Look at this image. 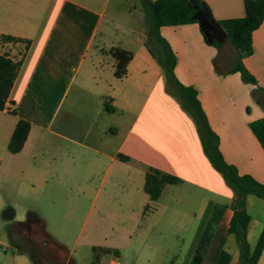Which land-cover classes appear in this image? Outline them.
I'll return each mask as SVG.
<instances>
[{
  "label": "crops",
  "instance_id": "crops-1",
  "mask_svg": "<svg viewBox=\"0 0 264 264\" xmlns=\"http://www.w3.org/2000/svg\"><path fill=\"white\" fill-rule=\"evenodd\" d=\"M201 1L209 7L217 21L244 15L243 0ZM110 2L111 0H0V33L29 40L27 45L21 41H15L14 45H9L10 41L0 43V51H8L13 57L21 59L5 107L0 110V142L3 145L0 167L5 164L6 159L10 161L8 170L15 173H23V170L30 169L28 167H34L31 172L33 180L45 181L46 173L36 167L35 161L44 152L40 145L44 141L45 132H50L57 139L62 138L85 148L86 181L91 179L92 171L98 165H105L103 179L112 167L117 168V175L122 165L137 171L135 166H131V162L139 163L144 175L147 168L153 167L178 176L176 170L138 158L134 153L135 138L139 137L142 129L151 131L148 128L153 120L148 114L141 119L140 114L145 107H153L155 102L150 99L151 96L154 93L163 94L169 83H164L168 79L144 40L140 41L137 48L128 49L133 54L127 63L126 74L122 77L115 75V58L107 52L102 53L98 48L99 44H105L103 31L104 25L106 27L108 23L106 11ZM180 25L188 26L200 42L196 27H200L198 21L163 25L160 33L165 26ZM200 30L202 31L201 27ZM161 35L163 36L162 33ZM215 40L219 42V46L207 42L215 48L212 56L202 57L200 53L186 49L187 41H178V48H175L169 39L176 55L175 75L181 83L197 90L208 123L219 138V148L224 159L235 165L240 174H250L264 184V149L249 126L250 121L264 115V95L260 94L259 100L252 96L257 84L264 87V18L252 32V54L243 58L245 66L256 77L257 84L244 81L239 71L230 70L231 66L217 65L218 54L224 47L234 50L235 59L237 50L226 32H219ZM116 46L120 45L108 44V47ZM105 56L111 59L107 60ZM69 94L70 98L67 100ZM75 103L84 105L82 119L85 121V134L78 138L67 135L61 127V123L71 122V106ZM12 109L14 113L10 112ZM77 109L81 110V107L78 106ZM18 119L27 120L30 128L22 149L12 153L7 144ZM99 119L105 124L99 125ZM195 126L197 132V125ZM132 138L135 139L133 143L130 141ZM199 145L202 148L200 137ZM58 148H53L51 163H57V169H74V151L78 149H74L72 145L70 148ZM121 155L127 157L122 158ZM215 170L217 171L216 168ZM168 185L163 186L161 195ZM248 195L245 197V206ZM236 196L235 192L224 204L229 205ZM214 206L215 201L208 199L201 207L198 217L200 221L179 264H191L193 261L195 249ZM145 212L144 210V214ZM132 213L137 217L135 212ZM232 213L229 206L222 211L199 264H240L239 246L234 236L228 233ZM170 214L184 217L188 213L177 211ZM29 216L39 217L35 212H31ZM252 221L250 215L247 239ZM40 222L42 223L41 220ZM41 232L46 233L44 227ZM129 233L131 239L132 231ZM259 234L257 233L258 236ZM58 244L61 262L54 263L43 258L41 264H77L75 251ZM131 245V241L115 244L111 247L114 256L106 260L102 255L98 264H107L114 257L119 264H175L173 259L165 260L168 251L158 247L159 245H153V248L159 250V254L154 257L152 251V254L145 255V259L142 258V250ZM129 249H132L133 255L131 262L127 259ZM194 263L196 264L195 260ZM257 264H264V247Z\"/></svg>",
  "mask_w": 264,
  "mask_h": 264
},
{
  "label": "rangeland",
  "instance_id": "rangeland-1",
  "mask_svg": "<svg viewBox=\"0 0 264 264\" xmlns=\"http://www.w3.org/2000/svg\"><path fill=\"white\" fill-rule=\"evenodd\" d=\"M145 14L139 0H111L106 11L108 23L103 31L106 45L99 44L95 48L111 54L113 47H108L109 43L119 44L118 48L128 50L137 48L141 40L156 48V41L149 36ZM196 27L200 42L186 25L165 26L161 33L173 42L175 48H178V41L185 40L189 51H196L202 57L212 56L214 46L207 43L199 25ZM8 44L14 45V42ZM105 59L111 58L105 56ZM234 59V50L224 47L218 54L217 65L231 66ZM164 83H169L167 89L164 88L161 95L154 93L150 98L155 102L153 107H145L140 114V118L148 114L153 119L148 128L152 132L142 129L139 137L130 141L133 143L135 140L133 150L138 158L176 170L181 182L169 184L159 200L144 214L148 195L144 190L145 175L139 163L131 162L137 171L122 165L118 175L115 171L117 168L112 167L105 179V165H98L92 171L91 179L86 181L85 148L45 132L40 145L44 152L35 161L36 167L46 173L45 181L33 180L31 172L34 167H28L30 169L23 170V173H15L8 170V159L0 167V214L6 206H10L14 209L12 220L21 222L14 227L11 220H4L0 215V264H41L43 258L54 263L61 262L58 243L75 251L77 264H98L102 255L106 260L114 256L111 247L115 244L129 241L132 247L142 250L143 259L152 251L154 257L157 256L159 250L153 245H159L168 251L166 261L170 258L175 260V264L181 263L200 221L201 207L208 199H213L215 205H222L230 200L235 191L205 156L199 145L200 134H197L198 130L196 132L195 119L184 109L175 87L171 82ZM69 98L70 94L67 100ZM78 106L81 110L77 109ZM82 116L84 105H72L71 122L61 123L67 135L78 138L85 134ZM101 124L105 122L99 119ZM71 145L78 149L74 151V169H57V163H51L53 148H70ZM2 148L0 142V152ZM214 207L202 234L211 220ZM246 210L253 219L247 239L253 248L257 233L264 227V199L249 194ZM177 211L188 214L184 217L170 214ZM31 212L39 216L43 225L38 218L29 216ZM27 220L40 231L38 237L32 240L21 232L26 229L23 223ZM212 225L213 234L215 226ZM40 227H44L47 234L42 233ZM131 254L132 249H129L128 262L133 260ZM191 264H195L194 256Z\"/></svg>",
  "mask_w": 264,
  "mask_h": 264
},
{
  "label": "trees",
  "instance_id": "trees-1",
  "mask_svg": "<svg viewBox=\"0 0 264 264\" xmlns=\"http://www.w3.org/2000/svg\"><path fill=\"white\" fill-rule=\"evenodd\" d=\"M139 1L146 13L149 36L157 43L156 48H152L150 44H146V46L157 63L162 67L168 81L175 87L183 107L195 119L205 156L214 168L222 174L227 184L237 193V196L229 205H215L211 220H209L199 245L195 249L194 260L196 264L200 263L202 254L212 236V224L216 226L222 211L229 206L233 213L229 222L228 233L234 236L239 246L240 264H257L264 247V227L257 238L254 248L251 249L246 236L250 215L246 210L245 197L247 194H254L264 199V184L250 174H240L235 165L228 163L224 159L219 148V138L208 123L205 111L198 99L197 90L193 86L185 85L177 79L174 72L176 55L168 40L160 33V27L163 25L194 22L195 20L192 19L194 9L190 6L188 0ZM243 5L244 15L242 17L220 19L218 22L237 50L236 59L230 70L239 71L244 81L257 84L256 77L245 66L243 58L253 52L252 32L261 24L264 18V0H243ZM6 41H21L25 45L29 43L28 39L0 33V43ZM213 44L215 46L220 45L215 39ZM111 54L116 61L115 75L117 77L124 76L127 72V63L133 54L132 51L116 46L113 47ZM20 64V58L13 57L8 51H0V110L5 107ZM260 94L264 95V87L257 84L256 88L253 89V96L256 100H259ZM10 112L14 113L15 111L12 109ZM249 126L264 149V115L250 121ZM29 128L30 123L27 120L18 119L7 144L10 152L16 153L22 149ZM121 157L126 158L127 156L121 155ZM179 182H181L179 176L150 167L145 173L144 190L149 195V202L145 205L144 210L150 209L152 204L158 200L165 184ZM32 256L37 259L34 253H32Z\"/></svg>",
  "mask_w": 264,
  "mask_h": 264
},
{
  "label": "water",
  "instance_id": "water-1",
  "mask_svg": "<svg viewBox=\"0 0 264 264\" xmlns=\"http://www.w3.org/2000/svg\"><path fill=\"white\" fill-rule=\"evenodd\" d=\"M190 6L194 9L192 19L198 21L207 42L212 43L217 35L214 34V28L221 33H225L219 22L213 17L209 7L201 0H188ZM1 217L4 220H12L14 209L6 206L1 211Z\"/></svg>",
  "mask_w": 264,
  "mask_h": 264
},
{
  "label": "flooded vegetation",
  "instance_id": "flooded-vegetation-1",
  "mask_svg": "<svg viewBox=\"0 0 264 264\" xmlns=\"http://www.w3.org/2000/svg\"><path fill=\"white\" fill-rule=\"evenodd\" d=\"M214 34L216 35L219 34V31L215 28H214ZM20 223H21L20 221L11 220V225L14 227H17L18 224ZM23 225L26 227V229L21 230V232L25 237H27L30 240L38 237L40 231L36 229L37 226L34 223H32L30 220H27V221H24Z\"/></svg>",
  "mask_w": 264,
  "mask_h": 264
},
{
  "label": "built area",
  "instance_id": "built-area-1",
  "mask_svg": "<svg viewBox=\"0 0 264 264\" xmlns=\"http://www.w3.org/2000/svg\"><path fill=\"white\" fill-rule=\"evenodd\" d=\"M107 264H119V261L117 258L114 257L110 259Z\"/></svg>",
  "mask_w": 264,
  "mask_h": 264
}]
</instances>
